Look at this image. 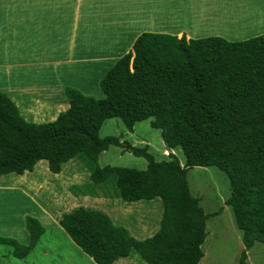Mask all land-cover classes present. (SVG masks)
Here are the masks:
<instances>
[{"label": "trees", "instance_id": "16d2710c", "mask_svg": "<svg viewBox=\"0 0 264 264\" xmlns=\"http://www.w3.org/2000/svg\"><path fill=\"white\" fill-rule=\"evenodd\" d=\"M100 89L102 99L66 89L69 108L47 123L26 121L0 92V176L20 175L6 177L5 184H44L51 174L33 171L39 161L59 174L81 155L93 185L113 177L123 201L159 198L163 208L158 231L142 241L99 210L79 207L63 214L60 228L93 263L114 264L136 255L145 264H199L207 221L221 210L204 212L190 192L187 173L191 167H216L229 180L225 204L242 233L239 264H248L249 250L256 243L264 245V34L231 42L144 33L105 73ZM113 118L129 132L150 120L166 147L182 152L184 164L174 153L156 161L147 146L101 138L103 124ZM110 146L143 157L146 169L100 167L99 157ZM25 222L27 244L0 236V245L11 247L19 260L33 251L45 231L36 218L27 216Z\"/></svg>", "mask_w": 264, "mask_h": 264}, {"label": "rangeland", "instance_id": "374dc122", "mask_svg": "<svg viewBox=\"0 0 264 264\" xmlns=\"http://www.w3.org/2000/svg\"><path fill=\"white\" fill-rule=\"evenodd\" d=\"M157 2L164 4L158 5L159 9L157 5H153L147 10L151 11L150 15L152 22L160 21L161 24L164 22L165 25H168L170 23L173 24V21L177 19L174 26H176L178 21H181L179 23L183 25H190L192 27L191 33L196 35L194 36L195 39L201 38L199 37L200 33L205 35L202 38L221 37L227 41L235 42L264 34V0H159ZM124 6L126 8V5ZM36 7L37 9L34 11L33 18H37L42 13L51 16L55 15L57 17L60 12H63L64 4L50 5L46 4L45 0H38ZM86 7L87 5H85L84 8ZM136 7L142 6L137 5ZM136 7L135 5L131 7L132 10H134L133 14H131L128 9L122 14L125 11L124 7H119L118 13L115 7V13L104 18L105 20L103 19L104 21H102V24L105 25L104 29H112V31H115L121 28V32L116 35L115 40L113 38L107 40L105 37L95 38L97 33V27H95L83 37L86 43L85 46H90L91 49L89 50L91 51L94 50L96 47L91 43H94L97 39V52H100L107 48L108 41H111L112 46L117 42L114 47L118 50H123L117 53L124 55L123 53L127 50V45H129L133 39L136 40L138 31L144 28V24L140 22V13L137 11ZM173 16L175 18L171 21L170 18ZM126 19L127 21L125 23ZM14 26H16V24H14ZM61 27H66V24L62 23ZM1 28L2 23L0 22V30ZM124 30L126 35L120 37ZM162 30L170 32L174 29L168 27V30ZM195 32L199 33L196 34ZM52 33L53 31L49 32V34ZM34 34L37 35L38 33L35 32ZM34 34L29 33L28 40L30 42L26 43L27 47L31 48V52L25 54L20 50H10L7 47V40L4 35L0 36V52L3 50L5 51L6 58L12 62V65L26 63L32 54H38L35 49L38 48L43 41L42 37H35ZM41 34L44 35V31H42ZM3 42L4 46L2 44ZM50 49L51 47L46 49L47 54L51 52ZM47 50H49V52ZM52 54L61 55V51L53 52ZM112 63L113 62H109V65ZM94 66L97 67V64ZM94 66L90 62H80L78 65L80 72L87 73L89 71V73H94L96 75L100 74L101 77L99 79L108 71L105 70L106 68L94 69ZM21 69L25 73L21 82L27 80L24 85L31 86L33 84L32 88H35V91H39L41 87L40 81L48 82L55 79L54 75L47 76V72L51 73L52 70V72H55L54 74L71 73V70L66 69L64 66L53 67L49 65V67H47L42 63L39 57L34 60L33 66L30 67L29 65ZM83 87L85 91L91 89V97L94 99H102L104 97L101 89H99L100 91L98 94L93 84H90V88L86 86ZM99 135L101 138L118 137L122 141H127L137 148H144L147 146L149 153L156 161H162L169 153H174L178 156L182 165L185 162V158L181 151L171 150L169 152L167 150L161 132L150 126V120L136 123L133 131L129 132L120 119H109L103 124ZM81 158V155L77 156L73 161L74 163L70 165L71 168L74 167L75 171L83 172V174L81 173L79 175L80 178L78 180L73 179L74 175L67 179V176L63 173L69 171L67 166L71 162H68L64 166L62 176L51 175L44 183L45 188L48 186L52 188L54 185L53 189H44L36 193V199L40 201L43 197H47L46 202L49 204L54 202L55 207L50 208L51 210L63 211L66 208H58L56 205L59 204L56 202L62 201V193L66 192L67 183L70 182V184L75 187L70 190L73 204L67 208L68 210L83 206L105 213V210L111 206L131 208L134 213L129 214V218L131 221H134L137 217L148 216V214H146L147 212L137 210L136 208L138 206H144L145 208H162L159 199L151 201L142 200L140 203H128L121 200L117 196L113 177H110L103 185H93L85 175L86 173H84L86 172V168ZM99 165L100 167H128L144 170L147 167V160L143 157L125 152L121 147L110 146L100 155ZM33 171L50 174L46 161H40L36 164ZM187 181L192 196L200 199L201 207L206 214H213L221 210L219 215L211 216L207 221V237L202 246L204 257L199 264H239L240 253L243 249L242 233L236 227L231 208L225 204V201L230 196V185L227 176L216 167H191L187 173ZM5 193L6 192H4V194ZM83 193L88 194L87 198L82 196ZM91 193H96L99 196L97 201H93L94 197L91 196ZM32 197L35 198V196ZM43 201H45V199ZM52 204L53 203H51L50 206ZM152 214L151 218H154L156 216V210H154ZM110 218L116 225L124 228L128 227V223L123 217ZM0 223L3 224L1 220ZM50 223L51 226H48ZM43 227L47 228L45 235L41 237L39 244L25 259H15L12 256L11 247L0 245V264H95L70 240L59 225H53L51 221H46L43 223ZM7 232L8 230L0 229V236L2 238L14 239L22 245L27 244L26 242L22 243V241H20L23 239L22 232H17L16 237L10 234L7 236ZM247 263L264 264V245L256 243L249 250ZM114 264L145 263L139 261L136 255H131L128 258L119 259Z\"/></svg>", "mask_w": 264, "mask_h": 264}, {"label": "crops", "instance_id": "0c3cea01", "mask_svg": "<svg viewBox=\"0 0 264 264\" xmlns=\"http://www.w3.org/2000/svg\"><path fill=\"white\" fill-rule=\"evenodd\" d=\"M37 1L38 0H0V22L2 23L0 36H5L7 47L10 50H20L25 54L31 52V48L26 45V43L30 42L28 40L29 33L34 34L37 32L38 34H34V36L43 38L42 44L35 49L38 54H32L26 63L12 65V62L6 58L5 51L3 50L0 52V92L6 94L15 103L19 109L20 115L26 121L32 123L52 122L60 113L66 111L69 108V103L65 96V90L68 88L77 90L80 93L91 97V89L85 91L83 86L89 87L90 84H93L95 90H97V93L99 94L100 81L102 79H99L101 77L100 74L96 75L94 73H89V71L87 73L80 72L78 65L80 62H90L93 66L97 64V67L94 66V69L106 68L105 70L107 71L113 66L117 59L123 56L122 54L120 55L117 53L122 52L123 50H118L114 47L117 42L112 46L111 41H108L107 48L104 51L97 52L96 39L94 43H91L94 44V47L96 48L91 51L89 50L91 49L90 46H85L86 43L84 42L83 37L90 30L97 27L95 38L105 37L107 40H111L112 38L115 40L116 35L121 32V28L112 31V29H104L105 25L102 24V21L105 20L104 18L115 13V7L119 13V7L125 8L124 5H126L125 11L122 14L127 11L126 9L133 14L134 10H132V6H142L136 7L137 11L140 13V22L144 24V28L140 29L137 33L138 37L144 33L167 34L177 37L185 36L187 40L195 39L194 36H196L191 33L192 27L190 25H183L179 23L181 21H178L176 26H174L177 19L173 21V24L170 23L168 25H165L164 22L161 24L160 21L152 22L150 15L151 11L147 10L153 5H157L159 9L158 5L164 4L158 3L157 1L159 0H45V3L50 5L64 4L63 12H60L57 17L55 15L51 16L42 13L37 18H33L34 11L37 9ZM85 5H87L86 8H84ZM174 18L175 17L173 16L170 20L172 21ZM126 21L127 19L125 20V23ZM62 23H65L66 27L62 28ZM14 24H16V26H14ZM168 27L174 30L170 32L162 30H168ZM42 31H44V35L41 34ZM50 31H53V33L49 34ZM195 33L198 34L199 32ZM124 35H126L125 30L120 37ZM203 36L205 35L199 33V37L202 38ZM133 40L127 45V50L123 54L131 51L134 43ZM2 44L4 46V42ZM48 47H51V52L47 54L46 49ZM47 51L49 52V50ZM60 51L61 55L52 54L53 52ZM37 57H39L42 63L47 67H49V65L53 67L64 66L66 69L71 70V73L54 74L55 72H52L51 70V73L47 72V76L54 75L55 79L48 82L40 81L41 87L39 91H35L36 89L32 88L33 84L31 86L24 85L27 80L21 82L22 77L25 76V73L21 68L29 65L30 67L33 66L34 60ZM109 62L113 63L109 65ZM24 102H26V114L23 112L25 105ZM73 161L74 159L69 161L71 162L67 166L69 171L63 173L67 176V179L74 175L73 179L78 180L80 178L79 175L81 173L83 174V172L75 171L74 167H70V165L74 163ZM65 165L66 164L62 167V171ZM62 171L59 174H54L52 172H50V174L62 176ZM84 173H86L85 175L91 182L89 171L86 170ZM11 176L20 175L7 174L0 176V220L3 222V224L0 223V229L8 230L7 236L10 234L16 237L17 232H22L23 239L20 240L22 243L28 242L25 222L27 216L38 219L42 225L46 221H51L53 225H59L60 217L63 214L71 213L76 208L83 207L79 206L74 209H67L73 204L71 201L70 190L75 187L71 185L70 182L67 183L66 192L62 193V201L56 202L59 204L56 205L58 208L66 209L63 211H54V209H50L55 207L54 202H51L53 204L50 206L51 203L49 204L46 202L47 197H43L40 201L36 199V195L35 198L32 197L35 191L38 193L44 189L51 190L54 185L52 188L49 186L45 188V184H43L42 181L36 183L34 181L31 185L23 182L26 186L22 187L17 185H6L4 179ZM4 192L6 193L4 194ZM83 197L87 198V196ZM44 199L45 201H43ZM93 201H97V198H93ZM141 201H138L137 203H140ZM136 209L147 212L146 214H148V216L137 217L136 220L131 221L129 214L134 213L133 209L118 208L114 206L107 208L105 214L108 215L109 218L123 217L128 223L127 226L130 228H125L126 231L135 239L142 241L152 237L158 231L163 208H145L144 206H138ZM154 210H156V216L151 218ZM113 224L116 225L114 222ZM48 226H51V223ZM46 229L47 228H45L43 235H45Z\"/></svg>", "mask_w": 264, "mask_h": 264}, {"label": "water", "instance_id": "95a60500", "mask_svg": "<svg viewBox=\"0 0 264 264\" xmlns=\"http://www.w3.org/2000/svg\"><path fill=\"white\" fill-rule=\"evenodd\" d=\"M168 149V151H170V149L169 148H167Z\"/></svg>", "mask_w": 264, "mask_h": 264}, {"label": "bare ground", "instance_id": "6f19581e", "mask_svg": "<svg viewBox=\"0 0 264 264\" xmlns=\"http://www.w3.org/2000/svg\"><path fill=\"white\" fill-rule=\"evenodd\" d=\"M30 201V200H29ZM32 204V203H31ZM33 205V204H32ZM39 210V209H38Z\"/></svg>", "mask_w": 264, "mask_h": 264}, {"label": "clouds", "instance_id": "9594fccd", "mask_svg": "<svg viewBox=\"0 0 264 264\" xmlns=\"http://www.w3.org/2000/svg\"><path fill=\"white\" fill-rule=\"evenodd\" d=\"M167 150H168V149H167ZM170 151H171V150H170ZM170 151H169V152H170Z\"/></svg>", "mask_w": 264, "mask_h": 264}]
</instances>
